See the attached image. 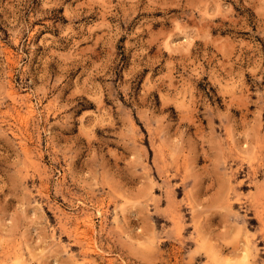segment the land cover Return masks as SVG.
I'll use <instances>...</instances> for the list:
<instances>
[{"label": "clouds", "instance_id": "1", "mask_svg": "<svg viewBox=\"0 0 264 264\" xmlns=\"http://www.w3.org/2000/svg\"><path fill=\"white\" fill-rule=\"evenodd\" d=\"M0 264H264V0H0Z\"/></svg>", "mask_w": 264, "mask_h": 264}]
</instances>
